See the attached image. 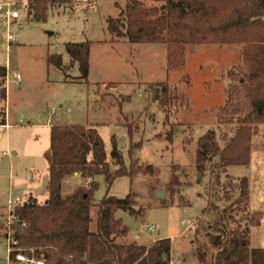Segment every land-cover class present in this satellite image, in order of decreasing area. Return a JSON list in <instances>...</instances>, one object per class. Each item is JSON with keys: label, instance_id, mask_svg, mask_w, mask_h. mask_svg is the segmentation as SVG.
I'll list each match as a JSON object with an SVG mask.
<instances>
[{"label": "rangeland", "instance_id": "1", "mask_svg": "<svg viewBox=\"0 0 264 264\" xmlns=\"http://www.w3.org/2000/svg\"><path fill=\"white\" fill-rule=\"evenodd\" d=\"M6 2L16 6L20 17L10 24L0 17V67L7 72L0 78V116L5 109L12 125L8 130L0 126V264L9 258V199L19 197L25 204L33 194L39 203L48 200L45 153L54 125L97 129L111 172L119 169L111 161L114 144L123 156L132 175L118 176L111 185L104 175L94 178L99 186L96 203L105 196L131 194L134 209L140 211L134 216L115 212L129 229L118 243L150 246L171 239L175 264H201L199 250L209 263L216 253L211 238L225 224L230 231H246L251 249H264L262 125L252 140L258 171L255 166L223 168L217 158L205 162L203 172L197 168L199 137L214 131L224 148L241 125L239 118L250 111L244 84L238 82L233 95L229 93L234 78L243 77V46H186L184 66L175 69L169 66L165 45L130 44L110 34L107 20L117 19L116 3L123 8L127 0H73L50 6L42 16L29 11L28 0H0ZM87 41L90 71L84 81L65 45ZM50 55H62L64 69L50 64ZM84 183L76 174L63 194ZM243 190L249 191L247 199L241 197ZM96 216L94 207L92 231ZM189 220L194 224L182 225ZM147 226L155 231L149 233Z\"/></svg>", "mask_w": 264, "mask_h": 264}, {"label": "trees", "instance_id": "2", "mask_svg": "<svg viewBox=\"0 0 264 264\" xmlns=\"http://www.w3.org/2000/svg\"><path fill=\"white\" fill-rule=\"evenodd\" d=\"M72 1L28 0V6L30 12L42 16L50 6ZM147 2L156 5L147 6ZM116 5L120 10L118 18L107 20L110 34L130 44L165 45L169 66L175 69L184 66L186 46L244 47L245 69L240 72L243 77L234 78L236 84L229 93L233 95L238 82L244 84L250 111L239 118L241 125L224 148L219 147L214 131L199 137L196 158L200 172L212 158H217L223 168L248 167L253 136L264 125V0H127L123 8ZM65 50L72 62L78 63L80 78L87 81L91 43H67ZM48 62L64 69L62 55H50ZM6 74V68L0 67V78ZM162 86L163 96L167 97L168 89ZM2 100L6 106V91ZM5 112L4 109L0 116V126L7 125ZM45 159L47 202L39 203L30 196L24 205L15 209L18 220L13 230L20 247L35 250L46 264H169L171 239H160L150 246L117 242L119 238H127L129 229L115 218V212L140 214L133 207L131 194L125 198L105 196L99 203L94 199L99 187L96 176L104 175L111 185L118 176L132 175L126 170L116 144L111 161L119 169L111 172L97 129L54 125ZM76 174L85 183L74 187L70 194H63L65 184ZM248 196L249 191L243 190L242 199ZM94 207L97 208L96 231L91 229ZM227 209L232 210L233 206ZM219 232L211 238L216 253L209 263L205 253L199 250L201 264H264V249H251L246 231H230L223 224Z\"/></svg>", "mask_w": 264, "mask_h": 264}, {"label": "built area", "instance_id": "3", "mask_svg": "<svg viewBox=\"0 0 264 264\" xmlns=\"http://www.w3.org/2000/svg\"><path fill=\"white\" fill-rule=\"evenodd\" d=\"M0 17H3L7 20V23L10 24L12 20H17L20 17L19 12L16 9V6L10 2L0 3ZM13 39L10 37V40ZM17 82L20 83L21 76L17 75ZM31 181H35V177L29 178ZM21 205H24L22 199L10 198L9 199V215L7 217V225L8 232L5 234V237L8 241V253L9 258L7 260V264H46V261L43 257H38L35 250L33 249H23L19 246L18 240L15 237V231L13 230L14 224H16L18 217L15 215V209ZM194 222L189 220L188 222L183 221L182 225H192ZM23 227L25 224L22 225ZM147 230L149 233H153L155 231L154 226H147ZM11 255L13 259H11ZM169 264H175L173 260L169 262Z\"/></svg>", "mask_w": 264, "mask_h": 264}, {"label": "crops", "instance_id": "4", "mask_svg": "<svg viewBox=\"0 0 264 264\" xmlns=\"http://www.w3.org/2000/svg\"><path fill=\"white\" fill-rule=\"evenodd\" d=\"M114 38H116V37H114ZM117 39H119V38H116V40H117ZM120 40H124V41H126L125 39H120ZM11 126H12V125L10 124L9 120H7V125H6V126H1V127H5V129L8 130L9 128H11ZM262 129H264V126H263V125H262ZM262 145H263V144H260V148H262ZM252 150H254L253 145H252ZM257 150H258V149H257ZM255 156H256V155L252 152L251 163H250V165H249L248 167H246V168H250V167H254V166H255L254 168L256 169V171H258L257 166H256V165L253 166V159H254L253 157H255ZM253 171H255V170H253ZM30 196L36 198V196H34L33 194H30L29 197H30ZM96 230H97V224H96L95 231H96ZM3 235H4V234H3ZM158 240H160V239H158ZM255 249H258V248H255Z\"/></svg>", "mask_w": 264, "mask_h": 264}, {"label": "water", "instance_id": "5", "mask_svg": "<svg viewBox=\"0 0 264 264\" xmlns=\"http://www.w3.org/2000/svg\"><path fill=\"white\" fill-rule=\"evenodd\" d=\"M162 196H163V193L162 192H158L157 193V198H162Z\"/></svg>", "mask_w": 264, "mask_h": 264}]
</instances>
